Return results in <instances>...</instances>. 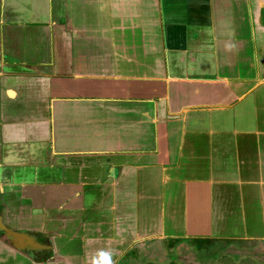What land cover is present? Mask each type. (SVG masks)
<instances>
[{"label": "crops", "instance_id": "obj_1", "mask_svg": "<svg viewBox=\"0 0 264 264\" xmlns=\"http://www.w3.org/2000/svg\"><path fill=\"white\" fill-rule=\"evenodd\" d=\"M164 239L264 248V0H0V264Z\"/></svg>", "mask_w": 264, "mask_h": 264}, {"label": "rangeland", "instance_id": "obj_2", "mask_svg": "<svg viewBox=\"0 0 264 264\" xmlns=\"http://www.w3.org/2000/svg\"><path fill=\"white\" fill-rule=\"evenodd\" d=\"M258 249L264 250L247 242L154 240L144 247L145 256H133V264H245L251 252Z\"/></svg>", "mask_w": 264, "mask_h": 264}]
</instances>
